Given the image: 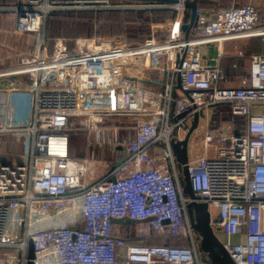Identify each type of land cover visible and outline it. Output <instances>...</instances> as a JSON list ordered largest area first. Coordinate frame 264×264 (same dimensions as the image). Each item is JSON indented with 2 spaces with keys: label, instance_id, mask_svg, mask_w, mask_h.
<instances>
[{
  "label": "built area",
  "instance_id": "2783aa9c",
  "mask_svg": "<svg viewBox=\"0 0 264 264\" xmlns=\"http://www.w3.org/2000/svg\"><path fill=\"white\" fill-rule=\"evenodd\" d=\"M188 1L18 0L11 9L16 37L34 35L37 45L17 64L0 66V93L10 99L27 90L32 99L24 127H10L7 116L0 125V264H28L30 244L33 264H201L171 139L183 141L202 113L200 148L188 158L192 190L208 204L211 226L226 236L222 243L234 263L264 264V54H240L250 61L249 80L222 88L224 54L208 64L201 50L264 37L260 7L254 0L214 11L197 7V26L186 38ZM154 9L174 16L152 25L143 43L85 38L69 52L58 39L53 53L46 45L47 20L55 12ZM154 75L164 81L163 91L149 84ZM175 79L181 97L174 95ZM218 106L244 119L242 133L231 125L211 130ZM121 119L130 120L134 135L116 132L123 124L113 121ZM75 129L88 147L121 149L126 158L97 179L94 160L70 154ZM7 135L19 142L26 137L25 163L5 161ZM113 220L133 221L127 225L139 242L117 234ZM157 238L186 239L190 246L147 244Z\"/></svg>",
  "mask_w": 264,
  "mask_h": 264
},
{
  "label": "crops",
  "instance_id": "0c3cea01",
  "mask_svg": "<svg viewBox=\"0 0 264 264\" xmlns=\"http://www.w3.org/2000/svg\"><path fill=\"white\" fill-rule=\"evenodd\" d=\"M191 1H197V7L199 8L209 9L212 11L230 6H242L249 4V0H191ZM254 2L257 3L260 7L261 23L262 25H264V0H254ZM17 3L18 0L16 1L15 4H10L9 6L0 5V9L3 10L0 11V66L1 67H8L17 64L20 61L21 57L34 53L35 47L37 45V40L34 35H26L20 38L16 37L15 35L17 15L11 9L15 7ZM187 9L188 12H187L186 20L191 21L192 11L191 8L187 7ZM58 39L63 40L62 38H58ZM58 39L55 40L53 44V48L51 49L47 41V29H46L45 40L50 53L55 51L56 41ZM76 46L74 50L76 49ZM67 48L69 52H72L70 51L68 45ZM201 50L205 63L214 64L220 62L219 65L221 66L222 73L226 78V81H224V83L222 84H227L230 85L231 87H241L244 86L245 82L249 80L251 64L249 59L240 58V54L244 56L264 54V37H255L250 39H238V40L228 41L224 43L221 48L213 44L205 45L201 47ZM221 53L224 54V58H220V61L218 62V56ZM245 71L247 72L245 73ZM163 82L164 81L161 80L160 75H154V77H152V81L149 84L154 88H159L161 91H163L164 90ZM175 85L176 88L174 91V95L175 97H181L183 93L179 88L178 79H175ZM0 95H3V92H1ZM173 114H174V109H172V115ZM204 115L205 113H202L200 115L199 124H198L199 129L195 134L191 136L189 140L188 155L190 157H192L191 151L194 152V156L196 155L195 147H198V145H200V140H201L200 135L203 134L201 133L202 132L201 130L205 124ZM6 116L8 120L7 124L10 127H14V128L24 127L29 121L28 119V121L16 120L14 122H10L9 111L7 114V109H5V113L0 112V125L4 124ZM173 121L174 118L172 116L171 122L173 123ZM115 130L117 133H119V135L122 136L135 134L134 126L131 125V123L130 124L128 123V125L127 123L123 124L120 127L117 126ZM11 136L14 140L13 143L15 142V145L11 146L9 151L12 153L13 156L11 157L10 160H7L5 157V161L11 164L25 163L27 161V149L25 147L26 137H22V139L19 142L17 137H15L14 135ZM21 141L23 142L21 143ZM72 156L76 159L83 161L94 160L95 162L90 161V163L95 164V166L93 167L97 169V173H96L97 179L101 178L105 174L106 172L105 169L107 167L111 168L119 164L121 161H123L126 158L125 153L121 149H117L116 152L114 153L108 148H100L98 146H94L93 148L88 147L87 143L83 147H79L75 143V150ZM178 171L180 173L181 183L185 187V178L183 174V169L179 165V163H178ZM120 225L122 224H115V232L117 234H124L123 229L126 225H123L124 227ZM217 236L221 240V242L227 239L223 233H219ZM160 240L161 239L158 238L156 239V241L158 242V244L156 245L162 244ZM182 240L184 241L186 239H182ZM236 240H241V239H236ZM199 243H200V238H199ZM206 257L207 256L204 254V258ZM206 259L209 264L208 258Z\"/></svg>",
  "mask_w": 264,
  "mask_h": 264
},
{
  "label": "trees",
  "instance_id": "16d2710c",
  "mask_svg": "<svg viewBox=\"0 0 264 264\" xmlns=\"http://www.w3.org/2000/svg\"><path fill=\"white\" fill-rule=\"evenodd\" d=\"M16 1L8 0V3L9 5L15 4ZM112 3L117 5H133L151 2L141 0H112ZM173 16L174 13L172 11L162 9L55 12L47 20V41L52 49L55 40L62 37L69 46L70 51L74 50L79 39L85 38L118 37L125 38L131 45H137L143 43L150 36L152 25L164 23L172 19ZM160 38L162 39L163 36ZM221 87L231 88L227 84H222ZM225 125L233 126L235 133L240 134L243 132L244 119L233 117L228 106H218L214 111L211 121V130L214 132L220 131ZM75 143L79 147H83L87 143L85 134L78 129L70 132L71 156L75 150ZM123 231L124 234L122 236L129 243L139 242L133 231V226L126 225ZM160 241L161 245L190 246L189 241H183L180 238ZM147 244L156 245L158 242L156 239H153L147 242Z\"/></svg>",
  "mask_w": 264,
  "mask_h": 264
},
{
  "label": "water",
  "instance_id": "95a60500",
  "mask_svg": "<svg viewBox=\"0 0 264 264\" xmlns=\"http://www.w3.org/2000/svg\"><path fill=\"white\" fill-rule=\"evenodd\" d=\"M157 2L159 0H141ZM187 7L191 8L192 18L188 25L183 26L186 38L189 36L190 30L197 26L196 23V10L197 1H188ZM179 88L181 89V83L179 82ZM199 123V115L197 114L194 119L191 131L186 136L183 141H178L177 145L174 146L173 152L176 156L177 162L183 169V174L185 178V187L183 193L187 196L191 202L188 205V212L190 216V221L192 227L195 230L197 236L200 238L199 248L203 252L208 260L209 264H235L230 255L225 250L223 243L218 238V234L221 232V228L213 229L211 226V214L207 203H202L198 201V198L194 194L190 182L189 168H188V152H189V140L191 134L197 129ZM114 224L127 225L133 223L129 220H113ZM29 263L33 264L34 259V249L32 244H30Z\"/></svg>",
  "mask_w": 264,
  "mask_h": 264
},
{
  "label": "rangeland",
  "instance_id": "374dc122",
  "mask_svg": "<svg viewBox=\"0 0 264 264\" xmlns=\"http://www.w3.org/2000/svg\"><path fill=\"white\" fill-rule=\"evenodd\" d=\"M0 5L9 6L8 0H0ZM165 10H167V9H165ZM0 11H3V10L0 9ZM169 11H171V10H169ZM172 12H174V11L172 10ZM46 29H47V27H46ZM159 36H164V35L160 34ZM60 38H62V37H60ZM154 90L161 91L159 88H154ZM31 102H32L31 94L27 90H20L17 92H13L10 99H8L7 93H3V95H0V108H1L0 112L5 113V106L8 105V103H10V105H9L10 122H14L16 120H18V121L27 120L28 121V119L30 118V115H31ZM129 122H130L129 119H127V120L121 119L118 121H113V124L116 125L119 123H122V124L127 123V125H128ZM13 141L14 140H13L11 135H7L5 137V149H6L5 157L7 160H10L11 157L13 156L12 153L9 151L11 146L15 145V142L13 143ZM171 145H172V148H174V146L177 145V141H176L175 137H173L171 139ZM199 148L200 147H198L197 149H199ZM211 213H212V216L214 218L219 217V212L216 209H212ZM200 254L202 257L201 258V264H208L207 259H206L207 257L204 258V253L201 252V250H200ZM2 255H5L4 251H0V256H2Z\"/></svg>",
  "mask_w": 264,
  "mask_h": 264
}]
</instances>
